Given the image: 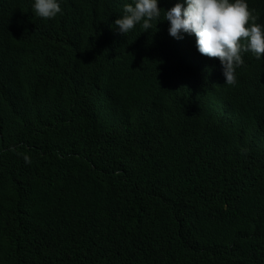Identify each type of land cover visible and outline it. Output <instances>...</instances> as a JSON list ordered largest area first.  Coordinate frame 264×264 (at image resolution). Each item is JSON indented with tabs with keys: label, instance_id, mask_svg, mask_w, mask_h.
<instances>
[{
	"label": "trees",
	"instance_id": "16d2710c",
	"mask_svg": "<svg viewBox=\"0 0 264 264\" xmlns=\"http://www.w3.org/2000/svg\"><path fill=\"white\" fill-rule=\"evenodd\" d=\"M24 1L0 0V264H264L263 68L225 84L169 0L126 35L130 0Z\"/></svg>",
	"mask_w": 264,
	"mask_h": 264
},
{
	"label": "clouds",
	"instance_id": "9594fccd",
	"mask_svg": "<svg viewBox=\"0 0 264 264\" xmlns=\"http://www.w3.org/2000/svg\"><path fill=\"white\" fill-rule=\"evenodd\" d=\"M158 4L159 0L125 3L122 14L113 21L116 30L122 35L137 25L142 31L150 30L153 22L160 21L162 8ZM169 4L163 19L169 23L168 34L175 39L194 35L197 51L210 60L214 73L225 84L235 85L250 61L263 68L259 79L255 74V82L264 83V0L260 10L251 0H177L175 4L169 0ZM31 7L32 15L55 19L63 14L65 2L33 0ZM241 86L247 87L245 96H252V83Z\"/></svg>",
	"mask_w": 264,
	"mask_h": 264
},
{
	"label": "bare ground",
	"instance_id": "6f19581e",
	"mask_svg": "<svg viewBox=\"0 0 264 264\" xmlns=\"http://www.w3.org/2000/svg\"><path fill=\"white\" fill-rule=\"evenodd\" d=\"M26 1V0H25ZM24 1V2H25ZM30 1V0H29ZM23 2V1H22ZM177 1H174V4L176 3ZM251 5H253L255 8H257L258 10H260L261 9V7H262V5H261V0H251ZM25 6V5H24ZM168 7L170 8V6H169V1L168 2H166V4H165V9H168ZM163 18H164V10H163ZM165 28H166V30H168V27H169V24H168V21H166L165 20Z\"/></svg>",
	"mask_w": 264,
	"mask_h": 264
}]
</instances>
